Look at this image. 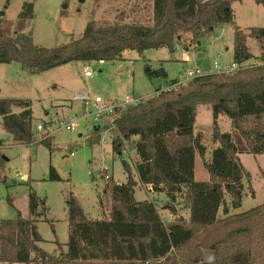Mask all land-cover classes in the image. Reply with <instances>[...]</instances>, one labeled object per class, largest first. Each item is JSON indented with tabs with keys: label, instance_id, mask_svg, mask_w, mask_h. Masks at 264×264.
Masks as SVG:
<instances>
[{
	"label": "trees",
	"instance_id": "16d2710c",
	"mask_svg": "<svg viewBox=\"0 0 264 264\" xmlns=\"http://www.w3.org/2000/svg\"><path fill=\"white\" fill-rule=\"evenodd\" d=\"M233 1L241 0H152L148 23L90 20L79 37L53 47L34 44L31 35L24 31L26 20L33 15L32 3L24 2L14 32L8 23L0 25V63L16 61L28 73L35 74L74 60L86 63L117 59L128 49L141 53L167 47L173 52L176 42L188 47L225 23L233 27V62L241 64L252 57L247 46L249 37L259 43L260 59H264V27H252L247 32L239 29L234 23ZM254 1L264 4V0ZM147 74L165 77L162 68ZM14 104L21 106L20 112L12 111ZM199 104H209L212 113L210 135L216 144L209 157L205 155L204 133L193 131ZM220 114L230 119L231 132L218 126ZM0 117L2 129L14 141L33 142L29 100L0 98ZM110 126L116 132L112 138L114 151L120 153L124 140L132 143L137 179L125 160L124 182L105 177L103 196L108 207L100 219L88 218L78 199L70 194L66 249L55 254L37 245L41 237L35 217L41 214L39 205L43 200L29 187L28 217L17 209L14 217L0 218V261L264 264V203L230 212V208L240 206L244 180L249 177L239 162L233 131L239 133L247 152L264 154V61L231 72L194 75L174 88L159 89L153 96L119 111L111 124L93 127L87 143H98L100 130ZM39 142L48 147L51 144L49 137H42ZM195 154L207 170L206 180L194 178ZM3 160L1 156L0 167ZM49 178L59 179L53 167ZM137 184L163 192L167 199L163 208L173 218L164 221L151 199H136ZM7 201L12 205L11 198ZM180 210H185V215ZM204 250L212 253L211 261L204 260Z\"/></svg>",
	"mask_w": 264,
	"mask_h": 264
},
{
	"label": "rangeland",
	"instance_id": "374dc122",
	"mask_svg": "<svg viewBox=\"0 0 264 264\" xmlns=\"http://www.w3.org/2000/svg\"><path fill=\"white\" fill-rule=\"evenodd\" d=\"M24 2L33 5V15L26 20L24 31L30 33L34 44L43 47H53L79 37L90 20L110 23L122 19L124 22L148 23L152 17V0H0V25L8 23L14 32L17 15ZM231 7L234 23L239 29L247 32L252 27H264V4L241 0L233 1ZM198 42L188 47L176 42L173 52L167 47L149 48L141 53L128 49L122 52L120 58L104 60L103 63L74 60L35 74L28 73L16 61L0 63V98L31 102L33 132L32 143L20 144L2 129L0 117V157L5 159L0 167V218L14 217L17 209L28 217L27 192L31 187L43 200L39 205L41 214L35 217L41 237L37 245L50 254L66 249L67 201L70 194L78 199L88 218H103L108 207L103 196L104 175L124 182L126 174L122 161L125 160L137 179L133 169L135 157L130 150L132 143L124 140L120 153L114 151L112 138L116 132L110 126L100 130L98 143L88 144L86 139L92 128L111 124L117 114L104 120L83 118L84 103L76 99L75 94L87 92L90 96L114 101H121L125 96H138L142 100L153 96L155 90L157 93L159 89L176 87L171 80L180 78L187 68L200 67L203 73H211L215 72L211 69L214 63L225 66L233 62L231 24L214 27ZM247 46L252 57L245 61V66L264 61L260 59L259 43L253 37L247 38ZM86 65L96 74L86 77ZM160 68L164 70L165 77L147 74ZM180 80L185 82L188 79L184 77ZM11 109L18 113L22 108L14 104ZM196 117L193 128L204 133L205 155L209 157L216 144L210 135V105L199 104ZM70 118L79 120L73 129L64 126ZM40 123L47 125L48 130L37 131L36 126ZM217 124L222 131L231 132L230 119L226 115L220 114ZM43 134L49 137L50 147L39 142ZM233 139L239 162L249 172V177L244 180L240 206L233 209L236 213L264 203V154L247 152L237 131H233ZM50 167L54 168L59 179L49 178ZM18 173L26 175L27 180H20ZM207 176L201 157L196 155L195 180H206ZM134 196L138 200L151 199L162 219L169 218L167 209L163 208L167 201L163 192L146 190L137 184ZM8 197L12 199V205L8 203ZM226 200H229L227 196ZM180 212L186 213L185 210ZM203 254L205 261L212 260L209 250H204ZM0 264L26 263L0 261ZM31 264L38 263L34 261Z\"/></svg>",
	"mask_w": 264,
	"mask_h": 264
},
{
	"label": "built area",
	"instance_id": "2783aa9c",
	"mask_svg": "<svg viewBox=\"0 0 264 264\" xmlns=\"http://www.w3.org/2000/svg\"><path fill=\"white\" fill-rule=\"evenodd\" d=\"M99 63H103L104 60L100 59L98 60ZM245 62L238 64L235 62H232L231 64H227L225 66H220V64L214 63L212 68L214 71L217 72H231L236 69H239L241 67H244ZM203 70L202 68L198 67L195 69H185L184 72L181 74L180 78H178L175 81V84L173 86L181 83L182 81L180 80L181 78L186 77V79H189L193 77L194 75L202 74ZM96 74V71L92 69L90 66L86 65L84 69V75L86 77H90ZM76 99H79L83 101L84 103V108H83V118H92L93 120L95 119H102L106 118L107 116H111L112 114H117L119 111L122 109H125L129 106H133L137 104L141 98L138 96H125L123 100L121 101H114V100H109V99H103L99 96H90L89 93L87 92H78L74 96ZM79 124L78 119H73L70 118L66 123L65 127L67 129H73L75 126ZM44 127V129H43ZM37 131H45L48 130V126H43V124H38L36 126ZM47 134V133H44ZM44 134L41 135L40 139L44 137ZM20 180H27V176L23 174H17ZM107 177V175H105Z\"/></svg>",
	"mask_w": 264,
	"mask_h": 264
},
{
	"label": "crops",
	"instance_id": "0c3cea01",
	"mask_svg": "<svg viewBox=\"0 0 264 264\" xmlns=\"http://www.w3.org/2000/svg\"><path fill=\"white\" fill-rule=\"evenodd\" d=\"M250 52H251V51H250ZM199 54H201V53H199ZM212 66H213V65H212ZM212 66H211V69H213ZM187 69H188V68H187ZM212 71H214V70H212ZM210 72H211V71H210ZM178 78H179V76H178L177 78L172 79V80H171V83H172L173 80L176 81ZM169 84H170V83H169ZM172 84H175V82L172 83ZM165 86H166V85H165ZM167 86H168V84H167ZM160 87H162V86H160ZM160 87H159V88H160ZM155 93H156V90H155L154 94H155ZM196 121H197V117H196ZM193 131L196 132V131H201V130H200V129L196 130V129L193 128ZM131 152H132V150H131ZM118 154H119V153H118ZM196 155H198V154H195V156H194V168H195ZM207 178H208V176H207ZM142 186H143L146 190H151L149 185H142ZM230 212L235 213V212L233 211V209H231ZM159 213H160V212H159ZM220 213H221V209L219 210V215H221ZM168 214H169V218H167V219H163L164 221L171 220V219L173 218V216H172L169 212H168ZM181 214H182V212H181ZM160 215H161V213H160ZM184 215H185V214H184Z\"/></svg>",
	"mask_w": 264,
	"mask_h": 264
},
{
	"label": "water",
	"instance_id": "95a60500",
	"mask_svg": "<svg viewBox=\"0 0 264 264\" xmlns=\"http://www.w3.org/2000/svg\"><path fill=\"white\" fill-rule=\"evenodd\" d=\"M64 7H65V5H63ZM29 35H30V33H28ZM197 43H199V42H197ZM132 152H134V150H132Z\"/></svg>",
	"mask_w": 264,
	"mask_h": 264
}]
</instances>
